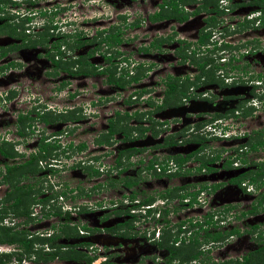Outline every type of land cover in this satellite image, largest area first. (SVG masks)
Returning a JSON list of instances; mask_svg holds the SVG:
<instances>
[{
	"label": "flooded vegetation",
	"instance_id": "1",
	"mask_svg": "<svg viewBox=\"0 0 264 264\" xmlns=\"http://www.w3.org/2000/svg\"><path fill=\"white\" fill-rule=\"evenodd\" d=\"M67 1L68 2L63 3L62 6H60L61 2L59 0H40V2L39 0H9L5 4H3V9L2 11H0V50L6 51L2 55H0L1 74L9 72L10 69L20 70L21 68H23V66L27 65L28 62H31L32 64H30L34 65V70H30V72L40 74L38 76H41L42 79L46 80L45 82L43 81L41 85L45 87L46 84H51V90L55 94L57 92H64V94H68V92L70 91V85H72L73 81H76L77 79L92 81L95 78L101 76L100 78L103 79L100 81L101 83L103 82L106 86H113V83L107 81L108 73L110 74L109 69H113L114 77L118 76L119 74L124 72V60H127L124 56V51L120 48L122 42H124L125 39L123 38V33L121 32L122 30H119L118 27H113V25H102L97 26L92 30V32H90L89 30H87V28H79V26L70 27L76 22L73 20V23L71 24V21L68 20V17H64V24H61L62 21L53 22V19L56 16L59 17L64 13H68L70 6H72L71 2L73 0ZM84 1H91L95 3L93 0H76L74 3V7L80 9V7L83 6L82 2ZM127 1L129 3V6H131V11L124 10V15L118 17L122 21H124L125 26H128L129 28L133 27V30H131L132 33L138 32L135 31V27L137 28L140 25V21H138V17L140 16L139 13L133 8L136 7L134 3L135 0ZM131 2L133 4H131ZM164 2V0H157V2L155 3L156 9L152 10V12H148L145 15V20L148 23L156 25L160 21L170 20H172L173 22L175 21L176 23H182L187 21L190 17L200 16L199 25L195 30V39L193 41L187 40L184 37L177 35V33L170 29L169 32H159L157 36L148 39L149 41L138 43V47H136L135 49L140 53H144L150 49L160 51L163 47L169 46L171 47V53L175 56L176 59H178V63H186L187 66H191V70L193 71V73H191L185 69L186 74L184 76H174L172 74H169L171 78L178 77V82L184 81V79L188 81L191 80L192 83L190 85H197L198 87L202 88L209 85L216 86L217 92L216 94L213 92L214 94L212 95V100H216L217 102H212V107L219 108L220 110H216L212 114H210L208 121L210 123H214L212 129L223 128V130L228 135H231L230 139H233L232 144H235V142L236 144L232 147L225 145V143H230L231 141L229 138H223L222 140L218 139L220 140L219 146L208 148L205 144V141H210L216 138L207 139L204 134L207 133L209 135L212 133H210L209 131H205L204 133L201 126L196 127L194 125L193 130L192 128H190V132L188 133L190 136L188 134H185L182 138H177V131L170 132V130L168 133V131L166 130L167 128H170V126L172 127L173 124H177V120H174L172 125H168L167 120H157L153 118V113L157 111L168 110L172 106L170 105V102L171 104H173L172 99L169 98L167 100L168 105H163L164 83L162 82V79L165 78V75L168 74L167 73L161 77L162 79L160 78L163 87L161 92L162 96L157 99L152 98L150 95H148L149 93L137 96L133 93L134 87H127V89L130 91L126 90L129 92V94L125 98L121 99L123 105L124 101L129 104L140 99V102L143 104V106L141 107L142 109L140 110V108H134L131 111L120 109L109 112V116L105 118V126L103 127V131H100V134H93L91 138V142H93L94 145H100L102 147L103 150L100 149L101 151H97L93 146L91 147V149H87L86 147L80 149H77V147H70V145H74L71 144L70 140L63 141V138L61 137L63 135L61 134L62 132H69L68 134H72L74 132V130L72 131L73 128L76 130L80 129L78 130V133H81L84 130L89 131V134L92 133L94 126L98 123L97 117L93 118V116L97 115L98 110L96 112V109H92L90 105H96L95 107L98 108L97 104L99 103V101H103L106 97V95L102 94L103 92H105L104 90L97 89L93 93L89 92L90 95L88 97L89 100L86 102V107H83L80 103L83 102L84 99L76 100L74 97L70 99L74 102V105L69 104V106H66L65 108L63 107L60 109H56L51 105H47L46 103H39V99L37 98V96H32L31 102L35 104L30 105L28 109H30L31 107H35L34 111H38L39 113H42L43 111L46 114L50 113L52 115L59 116V118L55 119L54 121H48L46 123L39 120H33V122L35 123H28V121H25L23 122V124L17 123V118H15V125L18 127L17 129L15 128V130H19V135L23 133L25 128L27 129V131L29 130V133L27 135L22 134L24 138L29 137L30 135L31 139L34 138L32 136L33 134L31 129H34V125L38 124L39 122L45 123L46 126L56 123H59V125L62 124L65 127V124L70 125L68 131H62L60 130L61 127H58L56 128V130H54L55 136L51 134L47 137H39V139L36 140L37 145L35 146V150L32 155H37V153L40 151V143H54L58 146L51 151L59 150V153L63 155V162L72 158V156H70V149H75L73 151H76L77 149L80 150L83 158L86 159L85 161L93 158V162L95 163V165H86L84 164L85 161L81 160L80 158L76 160L77 164H71V166L68 163L63 166L60 165V167H52L47 169L43 168L42 171H40V168H35L36 171H34V174L28 173V177H26V179L29 178V180H31V176H35L36 174L41 173L40 176L45 179L44 181H47V174H51V176L55 174L58 175L59 172L66 171L67 169L69 171H76L78 170V168L84 170L85 166L90 167L91 170L96 169L97 171L96 175L92 173L89 174V168L87 174L90 177H98L99 175L109 177L112 176L109 175V173L111 172L115 174L114 176H117L119 174L120 181H122L124 176L135 177V175L137 174L136 171L138 170V168H140L139 165L131 166L130 164L126 163L128 165L124 167V153L121 156L119 163H117V160L115 158L118 154V151L127 149L123 147L124 142L136 141L137 139L151 141V139L155 140L157 138L160 141L155 142V144L137 147L141 149V151L137 153H141L144 155V152L146 151L145 154L149 156L150 159L154 158L155 156L167 157L179 155L180 157H183L184 160L182 162L178 163L174 161L178 165V170L175 171L178 175H173L169 178L173 179L175 177H188V182L183 185V189H185L187 193H190L193 188L202 189L203 187H208L209 189L207 192L212 194L213 192L221 190L225 186H232L238 189V192L243 196L240 207L237 206V209L232 211V215H236L235 217L237 218V221L247 219L245 223L243 221L245 227H241V230L235 228L237 230L236 232L228 234L221 241L223 242L231 237H240V239H243L244 236H247V238L249 239L252 238V242L254 243V245L255 243H258L259 246H261L264 244V242H262L263 237H258L262 232L260 230L256 231V229H259V223L256 222L257 215H252L258 208L252 210V206H255V203H251V197L256 196L255 192L260 188L259 186L264 183V180L262 179L263 177H261L262 180L257 179L254 182H250V178L248 176L254 175L256 171L261 170L260 165L264 163V92H262V94L258 97L259 105H256L255 103H249V99L247 100V98H252L253 96L256 97L255 91L261 89L260 85H264V61L255 62L254 60L256 51H264V43H261V41L264 40V0H182L181 2H178L177 7L180 13L186 15L184 19L179 20L178 15L163 16L161 19H150V15L159 11L160 6ZM67 3L68 5L70 3V6L65 5ZM164 7L169 8L165 5ZM170 9L173 10V7L169 8V10ZM80 11L83 15H87L90 20L94 18V16L86 14V12L82 11V8L80 9ZM232 12L238 13V18H235L236 20L233 23L232 20L234 18L233 16L229 15ZM164 13L166 15L168 14L166 12ZM103 17L101 16L98 19L100 21H104L102 20L104 19ZM118 17L116 18V20H119ZM199 34H207V37L205 43L198 46L196 40L198 39ZM130 37L135 38L136 34H130ZM107 38H113V40L118 39L120 41H106ZM151 43L153 44L151 45ZM139 47L141 48V51L139 50ZM143 48H146L147 50L143 51ZM183 51H185V53L187 54L193 55L194 58H199L198 61H200V63L202 64L201 67H198V65L191 63L189 59L181 61L179 54H181ZM93 55H97L100 59L98 58L97 62H95L93 60ZM225 55L228 57H224ZM248 56H251V58L247 59L246 57ZM6 58L9 59L6 60ZM121 63L123 64L118 67V65ZM139 63H142V65H146L148 67L143 70V75L152 67L151 63ZM119 78H122L123 80L124 74H121ZM249 82L252 83L249 84ZM44 83L46 84L44 85ZM93 83L95 84V81H92L91 85H93ZM34 84L37 83L34 82L33 84H31L32 88ZM77 87L79 86H76V88ZM188 88V97L182 96L180 98L182 101L190 97L192 98V95L188 91ZM117 90L124 93V87H118ZM69 95L71 96L72 94ZM108 97H110V95H108ZM147 100H150L152 104H150V102L148 103ZM180 102L177 104V107L181 105L183 106L184 102L181 104ZM208 107L209 106H206V109ZM192 108H194V105H192ZM116 112H118L120 115H124V112H126L128 115H132L130 119L126 120L128 126L141 125L143 127H148L149 121L147 119L148 116L151 115V118L157 121V124L154 126V130H157L156 136H152V132L150 129L145 130L142 136L140 135V133H137V130H131L127 135L128 138L123 139V134L117 131L115 133H112L108 137V139L102 141L104 138V134H106L107 131L108 118H114ZM143 112L146 113L140 116L139 114ZM66 113H73V117H71L70 119H64L63 117H66V115H64ZM219 113L221 114V116L219 115ZM247 113H250L249 119L251 120L247 119ZM33 114L34 112L31 113V115ZM134 114L138 115L135 117ZM223 114L231 115L225 117ZM102 115L103 114L101 112L99 117ZM223 117L231 119L233 121L236 120L237 126H234L235 123L232 122L233 128H229L231 124H229V122H227V124L224 123L222 121ZM131 120L134 122V125H131ZM120 123L124 124V119H122ZM226 125H228V127ZM234 127L236 130L234 129ZM199 132L204 133L203 139L196 140L197 138H199V136H197L198 134H200ZM146 134H148V136H145ZM169 136L172 137V143L164 144V142L168 140ZM187 136H189L190 138ZM2 142L3 141L1 140L0 147L2 145ZM10 142L12 143V149L15 153L14 156L4 157L1 155V153L0 156L6 158L7 160L15 161L14 165L22 164L28 157L24 158V160L22 161L19 160L24 156L20 152L16 151V146L19 144L18 138H11ZM60 143L64 145H61ZM77 144L78 146H84L86 144L85 139L82 138V140H79ZM186 144L189 145H187L183 149H186L187 151L185 150L184 152V150L182 149V151L176 153L177 150H180L179 147ZM112 146H114V150ZM46 149L41 150L40 153L43 155L46 154ZM110 150L113 153V163H110L109 161L104 159L110 154ZM245 154L250 156V159L254 157V159L256 160L247 161L248 159ZM46 158H50L52 163H55L54 161H59L56 160L55 157H49V155H47ZM236 161L237 165L235 166L233 165V162ZM9 165H13V163ZM5 166L3 167V170L6 169ZM98 168H100V170ZM240 168H245V170H243L242 172H238ZM128 171H132L134 174L127 175ZM242 174H247V176L245 175V177H243ZM152 176V174H149L148 176L144 175L141 168L140 174H138V177L136 178V183L131 185L130 187H125L123 184H121L122 188L125 192L130 193L131 191H135L136 194H139L140 191H142V188L138 189L136 187L139 185V183H141V180L143 181L145 178H150ZM196 177H202L204 180H197ZM23 179L25 178L23 177ZM113 179V176L108 178L106 182L108 186L105 187V191L112 189L114 182ZM244 181L252 184L253 190L251 189L250 192L246 193L245 187H243L242 185ZM97 182H99V180ZM180 185L182 186V184ZM91 187L95 188L94 192H97L100 188V184L93 182L88 185L89 189L84 187L85 194L88 191H92ZM244 201H246V205H244ZM110 205L114 207L112 210L118 208L122 209L121 213H124L123 204H120L122 206L121 208L113 203H110ZM229 207L235 208V206L231 205H229ZM107 212L108 210L106 209V213ZM106 217V214L102 216L103 222H105L103 219H105ZM132 220L133 216L131 214L124 213L123 218L118 222H115L113 225ZM113 225L104 227V232H108L106 228L112 227ZM125 227L127 229L133 228L134 230L136 228L127 227V225H125ZM94 229L98 231L99 228ZM100 230H103V228H100ZM240 232L245 233V235H240ZM121 235L124 234L121 233ZM128 239L129 240L125 241L124 243L123 237V243H121L120 245L118 244L117 246L108 247L105 251L108 257L110 258L112 254H117L113 251L116 250L119 252V248L121 245H123L124 250L126 248H124V245L126 243L128 245V243L132 242V239ZM173 239L171 238L170 243L175 246L177 240ZM221 241L215 242L216 244H212V242L201 243L200 248H209L211 250L212 246L217 245V243ZM150 242H153L158 249H162V251L165 252L164 255H166L167 252L165 248H159L154 240ZM204 245L205 247H203ZM110 248L113 249L111 250V252L109 251ZM257 248L251 249L249 250V252H245L244 254H242V256L239 257V260L241 259V257L247 256L251 252L253 253ZM209 249L207 253H209ZM192 261L196 262L195 260ZM222 261H228V259Z\"/></svg>",
	"mask_w": 264,
	"mask_h": 264
},
{
	"label": "rangeland",
	"instance_id": "2",
	"mask_svg": "<svg viewBox=\"0 0 264 264\" xmlns=\"http://www.w3.org/2000/svg\"><path fill=\"white\" fill-rule=\"evenodd\" d=\"M59 1L61 2L60 6H62L63 3L68 2L67 0H59ZM73 1L71 2L72 6H70V3L69 5L68 3L65 4L67 6H70L68 13H64L59 17L56 16L53 19V22L55 21L63 22L65 19L64 17H68V20L71 21L74 20L76 22L70 27L79 26V28H87V30H89L90 32H92V30L97 26H102V25L104 26L113 25V27H118L119 30L120 29L122 30L121 32L123 33V38H125L120 48L121 50L124 51V56L127 59L126 61L128 64L127 66L130 67L135 62H143L144 64L151 63L152 65L151 69L145 72L137 83H132V84L130 83L126 87L128 88L145 87L149 91L148 95H150L154 99H157L160 96H162L161 92L163 87H162V82L160 80L162 79L161 77L164 76V74L168 73L174 76L176 75L184 76L186 74V70L193 73V71L191 70V66H187L186 63L184 64L178 63V59H176L175 56L171 53V47L169 46L163 47L162 50L160 51L150 49L144 53L138 52L135 48L138 47V43L149 41L148 39L157 36L159 32H169L170 29L173 30L175 33H177V35L182 36L187 40L193 41L195 39L194 38L195 30L199 25L200 16L190 17L187 21L182 23H176L175 21L173 22L172 20H170V21H160L158 24L154 25L152 23H148L145 20V15L148 12L150 11L152 12V10L156 9L155 3L157 2V0H135L134 3L136 7L133 8L139 13L140 17H138V21H140L139 22L140 25L139 27H137L138 29L135 27V31L138 32H134L136 34V37L133 38L130 37V34H134L131 32V30H133L132 29L133 27L129 28L128 26H125L124 21H122L118 17L124 15V10L131 11V6H129L127 0H93L95 3L91 1L82 2L83 6L80 7V9L82 8V11L86 12V14L94 16V18L91 20L87 17V15H83L79 8L74 7V3L76 0ZM131 4L133 3L131 2ZM67 6H63V7H67ZM229 15L233 16L234 18L232 20V23L235 22V20L238 18L237 16L238 13L236 12H232ZM101 16L102 17L104 16L103 17L104 19L101 18L104 21H100L98 19ZM117 17L119 18V20L118 19L116 20ZM263 41H261V43H264ZM258 51H256V54L254 56L255 62L264 61V51L263 50H258ZM228 56H229V52H228ZM228 56L225 55L224 57H228ZM9 58H6V60H8ZM93 58H94L93 60L97 62L99 57L97 55H93ZM246 58L247 59L251 58V56H248ZM30 63L31 62H28L27 65L23 66V68H21L20 70L10 69L9 72H5L4 74L0 73V95L2 97V99L0 97V142L1 140L7 141V140H11V138L17 137L15 134V128L16 129L18 128L15 125L16 115L20 112H24L28 110L30 105L35 104L31 102L32 96H37V98L39 99L38 101L39 103H46L47 105H51L56 109H60L63 107L65 108L66 106H69V104L74 105V102L70 100L74 97L76 100L84 99V101L80 103L82 104L83 107H86V102L89 100L88 98L90 95L89 92L93 93L97 89L104 90L105 92H103L102 94L106 95V97L104 98L103 101L102 100L99 101V103L97 104L98 108L95 107L96 105L94 106L92 104L90 105L92 109L94 110L96 109V112L98 110L97 115L93 116V118L97 117L98 123L94 126L92 133L89 134L90 132L87 130L78 133V130L80 129L76 130L73 128L72 131L74 130V132L72 134H68L69 132L68 133L62 132L61 134L63 135L61 136L63 138L62 139L63 141L70 140L71 144L74 145V146L70 145V147L76 148L78 146L77 142L79 140H82V138H84L86 143L84 147H86L87 149L89 148L91 149V147L93 146L97 151H101L103 149L100 145H94L93 142H91L92 140L91 138L93 134L95 133L100 134V131L101 132L103 131V127L105 126V118L109 116L108 114L110 111L120 110V109L131 111L134 108H140V110L142 109L141 107L143 106V104L140 102V99L137 100L136 102L129 104L124 101V105H123L121 99L125 98L129 94L128 91L130 90L125 89L124 93H122L121 91L119 92L117 90L118 87L114 85L106 86L103 82L102 83L100 82L101 80H103L100 78L101 76L92 80L95 81L96 86L94 83L93 85H91L92 84L91 80L77 79L76 81H73L72 85H70V91L68 92V94L66 93L64 94V92H60V93L57 92L55 94L51 90L52 89L51 84L44 83V85L46 84L45 87L41 85L43 81L45 82L46 80L42 79L41 76L39 77L38 75L40 74H37L35 72H30V70H34L33 68L34 65H31L32 63L31 64ZM122 64L123 63L119 64L118 67ZM34 82H36L37 84H34L32 88L31 84H33ZM251 83L252 82H249V84ZM76 86L79 87L76 88ZM260 86L261 89L255 91L256 97L253 96L252 98H247V100L249 99V103H255L256 105H259L258 97L259 95L262 94V92H264V85H260ZM188 91L191 93L192 98L190 97L188 99H185L184 101H182L178 97L174 98L173 105L168 110L157 111L153 113V118L157 120H161V119L167 120L168 125L169 124L172 125L173 121L177 120L178 122L177 124H173L172 127L170 126V128L166 129L168 133L170 130H171L170 132L177 131V138H182L185 134H188L190 132V128H192L193 130L194 125L197 127L201 126L203 130L205 126H209V129L208 130L205 129L204 132L207 130V132L209 131L212 134L208 135L207 133L204 134L199 132L200 133L199 135L200 136L205 135L207 139L215 138V136L218 135L219 129L216 128L212 129L213 126L212 124L214 123L213 122L210 123L208 119L210 114H212L216 110L217 111L220 110L219 108L212 107V102L214 101L217 102L216 100L214 101L212 100V95L214 93L216 94L217 92L216 86L209 85L207 87L202 88V87H198L197 85L196 86L190 85ZM4 92L6 94L7 92H9L8 95L11 96V99L9 100L4 99L3 97L6 96ZM69 94L72 95L70 96ZM108 95H110V97H108ZM179 102L180 104L184 102L183 106L181 105L177 107L176 104H178ZM192 105H194V108H192ZM206 106L209 107L206 109ZM101 112L103 115L99 117ZM247 114H248L246 116L247 119L251 120L249 119L250 113ZM219 115L221 116L220 113ZM223 115L225 117H228L231 114H223ZM225 117L222 118V121L226 124L227 122H229V124H231L229 128H233L232 122L235 123L234 126H237L236 120L233 121ZM130 123L131 125H134V122L132 120L130 121ZM65 125L66 127L62 124L59 125V123L49 126H46V124L42 122L35 124L33 127L34 129H31L33 134L32 136L34 138L31 139L30 137L31 135L29 137H25L26 140L22 139V141L16 146L17 149L20 150V152H23L25 154L24 157L20 158L19 160L20 161L24 160V158H26V154L29 151L34 150L35 146L37 145L36 140H38L39 137L42 136L47 137L50 136L51 134L54 135L55 134L54 130H56V128L58 127H61L60 130L62 131H68L70 125L67 124ZM226 126L228 127V125ZM178 128H180L181 130ZM224 132L225 131L223 130L222 133ZM28 133L29 130L27 131V129L24 128L22 134L27 135ZM22 134L18 136L20 139L24 137ZM145 136H148V134H146ZM228 138L230 139V137L224 139H228ZM219 139L222 140L221 138ZM220 140L212 139L210 141H205V144L207 145L208 148H211L213 146H219ZM151 141H153V139H151ZM230 141H231L230 143H225V145L232 147L236 144V142L235 144L234 143L232 144L233 139H230ZM153 144H155V142H153ZM189 144L182 146L180 145L181 147L178 146L180 150H177L176 153L182 151V149ZM1 146L3 148H7L6 145L5 146L1 145ZM112 148L114 150V146H112ZM73 150L75 149H70V156H72V158L66 160L65 162H63L64 160L62 158L63 155L59 153V150L51 151L49 153V157H55L56 160H59V161H54L55 162L54 167H60V165L63 166L68 163L70 164V166L71 164L75 165L77 164V162L75 163V160H78L80 158L81 160L84 161L86 160L83 158V155L80 152V150L77 149L76 151ZM183 150L185 152L186 149ZM109 155L104 159L109 161L110 163H113V153L111 150ZM246 157L248 159L247 161L256 160L254 159V157L250 159V156L248 155H246ZM86 162L87 161H85L84 164H87ZM12 163L14 164L15 161H10L0 156V174L3 173L4 171L3 167L5 165H9ZM126 163L127 162L125 159L124 167L128 165ZM42 165H44L43 161H42ZM93 165H95V163H93ZM86 167L87 166H85L84 170L78 168V170L76 171H69L67 169L68 171L66 170L63 172H59L58 175L55 174L51 176L50 186L49 183L48 182L46 183L44 181L45 179L40 176L41 173H38L35 176H31L32 177L31 180H29V178L27 179L21 178L18 184L34 183L33 184L34 187L39 189V194H38L39 197L46 194H51L52 198L49 200V203L48 201H46L44 205L39 204V206L43 205V207L39 209L37 207V203H34L33 205L31 204L29 205L28 207L29 211L33 212L34 211L33 208H35V210H38V212L35 214V219L33 221L31 220V222L28 223H21L23 220L22 215L19 214L16 215L12 211H8L4 215V218H2L1 224L12 226L14 228L13 230L25 229L27 232L26 234L28 236L47 234L48 232H50V229L52 228L51 225L55 222L58 224L67 221L68 225L77 224L78 226H80L81 224H86L89 227H94L99 229L93 234L78 237L76 234H74L72 228H70L69 229L70 231L69 230L67 231L68 234L64 235V237L60 236L61 238L59 242L63 244H75L87 240L91 243V246H89V248L90 247L94 248L96 245L99 244L109 247L117 246L118 244L120 245L121 243H123V241L121 240V238H119V234L123 233L124 243L125 241L129 240L128 238L132 239V242L128 243V245L127 243L124 245V248L126 247L124 249L125 252L123 250V245H121L120 248L118 247L120 249L119 252L114 249L115 251L113 252H116L117 254H112L110 257L111 262H113V264H117L119 261H122L124 264H163L164 260L162 259V257L165 254V252L162 251V249L161 250L158 249L153 242L146 240L142 236V233L145 234V232L148 229H150V227L153 225L151 223V220H146L145 223L142 222L139 224V229L137 230V232L139 233H134L133 230H131L130 228L127 229L125 225L124 227L113 225L115 222H118L120 219H122L124 215V213H121L122 209L117 208L112 210L114 207L110 205V203H113L117 205L119 208L122 207L119 203V199L121 198V196L124 195L125 191L122 188L121 185L122 183L120 181L119 174L117 176H114L115 175L114 173L112 172L109 173V175H112L114 177L113 187L112 189L105 191V187L108 186L106 182L108 178L112 176L105 177L99 175L100 177L99 176L90 177L87 174L88 170L86 169ZM35 168L37 169L40 168V171L43 170V167H41L38 164V162ZM128 174L133 175L134 173L132 171H128L127 175ZM196 178L197 180H204L202 177H196ZM188 179L189 178L186 176L183 178L175 177L173 179L166 177L152 176L150 178H145L143 181L141 180V183H139V185L136 188L138 189L142 188L145 194L153 195L155 197L154 199H156L159 197L158 193L161 192L163 189L167 190L175 186H180V184L184 185L188 182ZM257 179L262 180L264 179V176L262 179L261 178H257ZM98 180L99 182H97ZM31 181L33 183H31ZM93 182L100 184V188L98 189L97 192H94L95 188L91 187L93 192L88 191L86 195L84 187L88 188V185ZM259 187L260 188L258 192L262 193L264 190V183H262ZM9 189H10V185H8V183L0 182V198ZM173 193L176 194L175 192ZM60 194L63 196L62 200L58 199V195ZM138 196L142 197V195H138ZM174 196L175 195H173V197L171 198H168L167 204L169 206H166L165 208V210H168L167 214H162V212L160 213V217L162 218V221L166 222V224L162 225V228L160 229V233H161L160 238L168 244L170 243L171 238L174 236V233L176 234V232L179 236L181 237L184 236L185 237L184 241L186 242L188 236H192L193 232H195L197 228L191 226L190 224L191 222L188 221L189 220L193 221V219L195 218L199 219V221H203L206 217V214H211L212 221H217V224H215V226L211 224L204 225L205 228H207V230L209 231L210 230L213 231L217 229L228 230L230 228H238V230H241V227H245L244 223L247 221V219L242 221L240 220L237 221V218L235 217L236 215L235 216L232 215L233 214L232 211L237 209V206L240 207L243 198L241 193L238 192V189L232 186L231 187L225 186L221 190L213 192L211 194V198L208 200L209 204L205 209H203L200 206L198 209H194L191 211L180 209V206L178 205L179 203L174 201L177 197ZM258 199L259 197L257 195L255 197H251V201H252L251 203H256ZM244 202H245L244 205H246V201ZM72 205L76 207H79L81 205L86 209V211L80 212L79 214H75L73 213V211H71L69 217L65 218V220L63 219L62 215L56 217L54 214L51 213L52 210L57 208H60L61 210L64 209L68 210L72 207ZM229 205L235 206V208H230ZM62 207H64V209H62ZM256 208L258 209L252 215L254 214L257 215L256 222L259 223L258 225L259 229H256V231L260 230L262 232L261 233V236L263 237L262 242H264V206L256 205ZM106 209L108 210L107 213H106ZM102 214L103 215L106 214L107 216L105 219H103L105 222L102 221V216H103ZM163 216L165 217L163 218ZM180 223L183 224L182 227L183 226L185 227L184 229L185 231L183 233H180V230L182 229H178ZM109 225H113L111 227L112 229L110 230V232L109 231L104 232V227ZM100 228H103V230H100ZM240 235L243 236L245 235V233L240 232ZM184 245L185 243H183L182 247L184 250H186L188 247ZM3 246H4L3 250L5 251L11 250L12 247H14V245H7V244H3ZM34 246L38 247L37 244H35ZM258 246H259L258 243H255L254 245V243L252 242V238L249 239L247 238V236L246 237L244 236L243 239H240V237L238 238L231 237L228 238V240H225L223 242L222 241L218 242L217 245L212 246L211 247L212 249L211 250L209 249L210 250L209 253L205 255L202 261H196L195 263H191V261H184L182 262V264H222V263L228 264L227 261H222V260L228 259L234 261L235 259H239V257L242 256V254H244L245 252H249V250L255 249ZM203 247H205V245ZM111 250L113 249L110 248L109 251L111 252ZM257 259L258 257L252 254L251 263H256ZM98 262L99 260L96 259L92 263L96 264ZM176 262L177 261L175 259L170 264H174ZM12 264H84V263L64 262L59 260H53L48 263H41V262H33L32 257H29V258L21 259L19 263H16V259H12Z\"/></svg>",
	"mask_w": 264,
	"mask_h": 264
},
{
	"label": "trees",
	"instance_id": "3",
	"mask_svg": "<svg viewBox=\"0 0 264 264\" xmlns=\"http://www.w3.org/2000/svg\"><path fill=\"white\" fill-rule=\"evenodd\" d=\"M9 0H0V11L3 9V4L8 2ZM165 2L160 6V10L153 13L150 15V19H161L163 16H174L178 15V19L182 20L186 17L185 14H182L178 10V2H181L182 0H164ZM168 6L169 8L173 7V10H169V8L164 7ZM167 8V9H166ZM168 10V12H167ZM176 11V12H175ZM168 13L167 15L164 13ZM178 13V14H175ZM114 34V33H113ZM112 35V34H111ZM110 35V36H111ZM108 37V36H107ZM207 34H199L198 39L196 40L197 45L199 46L200 44L205 43L206 41ZM108 40H113V38H107L106 41ZM114 42H119L120 40L116 39L113 40ZM153 43H151L152 45ZM154 46V45H153ZM139 50L141 51V48L139 47ZM143 51L147 50L146 48L142 49ZM6 50H0V55L5 53ZM179 57L181 61H185L186 59H189V61L193 64L198 65V67H201L200 61H198L199 58H194L193 55L185 53L183 51L181 54H179ZM127 60H124V65L126 64V67H124V72L121 74H124V79L119 78L121 74L118 76L114 77V71L113 69L110 70V74L108 73V78L107 81L110 83H113V85H116L118 87H124V90L127 89L128 84L132 83H137L141 77L143 76V70L145 68H142L141 64H134V66L127 68ZM63 67V66H62ZM147 67V66H146ZM64 68V67H63ZM148 68V67H147ZM164 79V80H163ZM162 79V82L164 83V104L163 105H168V99L171 98L172 101H174V98H181L182 96L188 97L187 94V88L189 85L192 83L191 80H185L178 82L179 78H171L169 74L165 75V78ZM149 91L144 88V87H134L133 93L137 96H140L142 94L148 93ZM9 97L7 96L6 99ZM147 102L152 104L150 100H147ZM127 103V102H126ZM170 105L171 104L170 102ZM177 105V104H176ZM35 107H31L30 109L21 112L20 114L17 115V123L23 124V122L28 121L33 122V120H39L42 122H48V121H54L55 119H58L59 116L52 115L50 113H39L38 111H34ZM31 115V113H33ZM146 112L140 113L139 115H143ZM50 115V116H49ZM63 115V114H62ZM66 117H63L64 119H70L73 117V113H66L64 114ZM135 117L138 114H134ZM132 115H128L126 112H124V115H120L118 112L115 113L114 118H108V123H107V131L106 134H104V138L102 141H105L108 139V137L115 132H121L123 134V139L128 138V133L131 130H137V133H140L142 136L144 131L147 129H150L152 132V136H156L157 130H154V126L157 124V121L151 118V115L148 116V121H149V126L148 127H143L141 125H136V126H128L126 123V120L130 119ZM124 119L125 122L124 124H121L120 121ZM197 127V126H196ZM198 129V128H196ZM199 138L196 140L203 139V136H200L199 134L197 135ZM165 140V139H164ZM172 137L169 136L168 140L164 142V144H170L172 143ZM2 145H6L7 148H3L2 146L0 147V153L4 157H12L14 156V151L12 149V143L11 142H6L3 141ZM46 146V147H45ZM58 145L57 144H43L40 143V151L43 149H46V154H41L40 151L37 153V155H30L29 158H27L22 164L18 165H7L5 166L6 169L2 174H0V182H6L8 185H10V189L6 191L3 196L0 198V245L7 244V245H14L12 247V250H9L7 252H0V264H12V259H16V263H19V261L23 258H29L32 257L33 262H41V263H48L53 260H59V261H64V262H82L84 264H91L94 259L96 258V253L95 249L91 246V243L89 241H83V242H78L75 244H63L59 242L61 237H64V235L68 234V230L72 228L74 231V234H76L78 237L81 236H87L89 234H92L96 231V229L88 227L86 224H81L78 226L77 224H72L68 225V222H62V223H53L51 225L50 232H48L45 235H27L25 229H20V230H13L14 228L12 226L8 225H2L1 220L4 218V215L8 211H12L14 214H19L23 216V220L21 223H28L33 221L35 219V215L31 214V211H29L28 207L32 203H43L51 198V197H40L38 198L39 194V189L34 187V183H25V184H18L20 179L23 177L26 178L28 177V173L34 174L35 170V164L37 161V158H46L47 155L51 152L52 149H55ZM83 145L77 146V149L83 148ZM141 151L140 148L137 147H128L127 149L124 150H119L118 154L116 156V162L119 163L121 156L125 155V157H129L131 154H135L137 152ZM48 152V153H47ZM167 159H172L173 161L176 162H182L184 160L183 157H180L179 155L175 156H167ZM164 160V159H163ZM156 161V158L151 159L148 161V163L142 168H138L136 171L137 174L135 177L132 176H124L121 183L125 187H130L131 185L135 184L137 181L138 174H140L141 168L142 169H149L152 165V162ZM142 161L140 160L139 163ZM90 167H86V169L89 171ZM259 171H256L254 175H249L248 177L250 178V182H254L257 180V178H261L264 176V163L260 165ZM97 174L96 169L90 168L89 174ZM153 176L161 177L162 173H152ZM173 175H178L177 172L174 173H169L165 174L166 178H169ZM247 176V174H245ZM244 174H242L243 177H245ZM13 178V180H12ZM183 185L181 186H175L171 189H163L161 192L158 193V196L161 198H171L173 195L177 197H182L183 195H180L177 193L180 189H183ZM143 191V190H142ZM140 191L139 194H136L135 191L130 192V197L133 198L136 195H142V200L140 203H148L154 200L153 195H148L145 194L144 191ZM175 192L176 194H174ZM51 196V194H50ZM174 196V197H175ZM259 197L258 201L256 202L255 206H252V210L256 209V205H259L263 199H264V191L260 194L257 195ZM74 197V196H72ZM42 205V207H43ZM72 210H61L60 208L52 210V214H54L56 217H59L62 215L63 219L69 217V214L71 211H73L75 214H79L80 212L86 211L84 207L81 205L79 207H76L72 205ZM166 211V210H165ZM182 223V222H181ZM191 226L197 227L196 231L193 232L192 236H189L187 239V242H181L179 246H173L172 243H166L162 239L157 242V246L159 248H165L166 249V255L162 257L163 264H170L171 260H174L175 258L178 260V264H182L184 261H202L207 255L208 249L200 248L201 243H206V242H212L215 243L217 241L223 240L224 237H226L228 234L234 233L237 230L235 228H230L228 230L225 229H217L213 231L207 230L205 228V224L207 225H213L217 224V221H212V216L211 214H206V217L203 221H198L194 223H190ZM75 225V226H74ZM118 226H123L127 225L128 226V221L127 222H122L120 224H117ZM182 224H179L178 229H181L180 226ZM78 227V228H76ZM112 228H106L110 232ZM70 231V230H69ZM81 231V232H80ZM70 233V232H69ZM73 233V232H72ZM61 236V237H60ZM260 234L259 237L260 238ZM173 239V238H172ZM177 239V238H174ZM173 239V240H174ZM262 241V240H261ZM183 243H185L184 246L188 247L186 250L183 249ZM35 244L38 245L34 246ZM45 247V249H44ZM252 253V252H251ZM249 253L247 256L241 257V259H235L233 260H228V264H262L264 263V244L259 246L252 254L255 253V255L258 257L256 263H251V258L252 254ZM207 257V256H206ZM99 264H113L111 261L106 259L105 261L100 262ZM224 264V263H222Z\"/></svg>",
	"mask_w": 264,
	"mask_h": 264
},
{
	"label": "built area",
	"instance_id": "4",
	"mask_svg": "<svg viewBox=\"0 0 264 264\" xmlns=\"http://www.w3.org/2000/svg\"><path fill=\"white\" fill-rule=\"evenodd\" d=\"M4 94H5V92H4ZM205 129L208 130L209 126H205L204 130ZM204 130L202 128V131H204ZM227 135H228L227 133H222V132L220 133L218 131L217 136L219 138L220 137L225 138V137H227ZM145 152H144V155L141 153L140 154L135 153V154L129 155L128 158L124 156V161L126 159V162L128 164H130L131 166L139 165V167L143 168L148 163V161L151 160L150 157L145 154ZM154 158H156V161L152 162V165L149 169H142V173L144 175L148 176L149 174L156 172V173L164 174V175H162V177H165V174L174 173L175 171L178 170V165L172 159H170V158L167 159L166 157H158V156H155ZM140 160L142 161L141 163H139ZM88 162H92V160L88 159V161L86 163L88 164ZM38 164L41 167H43L44 169L48 168V167L45 168L46 166L54 167V163H50V164L44 163V165H42V161H40V160L38 161ZM233 165L236 166L237 161L233 162ZM98 169L100 170V168H98ZM46 180L51 185V174H47ZM242 185H243V187H245L246 193L250 192L251 189L253 190L252 184H249L247 181H244V183H242ZM208 189H209L208 187H203L202 189L193 188L190 193L185 194L182 197L181 196L177 197L174 201L179 203L178 205L180 206V209H185L187 211L198 209L199 206L202 207L203 209H205V208H207V205L209 204L208 200L211 198V194L209 192H207ZM258 191H259V189L256 190L255 195H258L261 193ZM178 193L180 195H183L184 193H187V191L185 189H182V190H179ZM126 194H127V192H126ZM47 195L49 196V194H46L45 196H47ZM51 198H49L47 200L48 203H49V200ZM62 198H63V196L61 194L58 195V199L62 200ZM139 201L140 200L137 197H135L133 199H129L127 196L124 197L122 199V202L124 203V210L127 211V214H131V215H133V217H135V218H133L132 222L134 225H136L137 229H139V224L141 222L145 223L146 220H151V223L153 225L150 227V230L154 229V236L159 235V233H160L159 229L161 228L162 225L166 224V222L162 221V218L160 217V213L162 212V214H167L168 210L165 211V208H166V206H169L167 204L168 199L158 197V198H156L153 201L148 202V203H140ZM259 205L264 206V199ZM37 207H38V209L41 207V206H39V203L37 204ZM62 209H64V207H62ZM33 210L34 211L31 212V214L35 215L38 212V210H35V208ZM68 210H71V208ZM164 217L165 216H163V218ZM196 221H199V219L195 218V219H193V221L189 220L188 222L194 223ZM100 258L104 259L103 256Z\"/></svg>",
	"mask_w": 264,
	"mask_h": 264
},
{
	"label": "clouds",
	"instance_id": "5",
	"mask_svg": "<svg viewBox=\"0 0 264 264\" xmlns=\"http://www.w3.org/2000/svg\"><path fill=\"white\" fill-rule=\"evenodd\" d=\"M27 14V13H26ZM71 21V20H70ZM65 22H62L61 24H64ZM73 22L71 21V24H72ZM139 62H135V63H133L130 67H132V66H134V64H138ZM139 64H141L142 65V63H139ZM128 65V64H127ZM124 67H126V65L124 66ZM130 67H128L127 66V68H130ZM142 68H146V65H142ZM145 88V87H144ZM8 93L9 92H7V94L5 93V95L6 96H4L3 98L4 99H6V97L8 96L9 98L8 99H6V100H9V99H11V96H9L8 95ZM1 97V96H0ZM1 99H2V97H1ZM213 125V124H212ZM207 131V130H206ZM220 133L223 131V128L222 129H219L218 130ZM205 133V132H204ZM224 133H226V132H224ZM15 134H16V136H17V138H18V143H20L21 141H22V139H25L24 137L23 138H19L18 137V135H19V133H18V131H16L15 130ZM227 137H231V135H227ZM227 137H225V138H227ZM215 138L216 139H219V137L218 136H215ZM221 138V137H220ZM20 139V140H19ZM221 139H223V138H221ZM2 141H6V140H2ZM11 140H7L6 142H10ZM125 143V142H124ZM35 150V149H34ZM34 150H32V151H29L27 154H26V158L28 157L29 158V156L31 155V154H33L34 153ZM16 151L17 152H20V151H18L17 149H16ZM21 154H23V156L25 155L23 152H20ZM91 159V158H90ZM43 161L45 164H50V163H52V161L50 160V158H39L37 161H36V164L35 165H37V162L38 161ZM92 160V162H88V164H86V165H91V166H94L93 165V158L91 159ZM77 161L75 160V163H76ZM52 168V167H50V166H46L45 168ZM162 177V176H161ZM46 183H47V181H45ZM49 186H50V184H49ZM128 197L129 199H133V198H135V197H137V198H139V202H141V200H142V197H139L138 195H136L135 197H133V198H131L130 197V193L129 192H127V194H126V192H124V195L123 196H121V198L119 199V203L120 204H123L124 205V203L122 202V199L124 198V197ZM40 197H52V195L50 196V194H49V196L47 195V196H45V195H43V196H40ZM175 197H177V196H175ZM168 199V198H167ZM34 204V203H33ZM32 204V205H33ZM38 204V203H37ZM39 204H43V203H39ZM140 204V203H139ZM40 208H42V205H41V207ZM34 209V208H33ZM87 210H89V209H87ZM124 213H127V211H125L124 210ZM133 216V215H132ZM133 218H135V217H133ZM142 223V222H141ZM181 224V223H180ZM127 227H136V225H134L133 224V222L132 221H128V226ZM161 228H162V226H161ZM160 228V229H161ZM180 228L182 229V230H180V233H183L185 230V227H182V225L180 226ZM131 230H133L134 231V233H139V232H137V228H135V230L133 229V228H130ZM159 229V230H160ZM140 233H142V232H140ZM160 234L161 233H159V235H157V236H154V229H152V230H150V229H148L146 232H145V234L144 233H142V236H143V238H145L146 240H148V241H155V243H157V242H159L160 240H161V238H160ZM138 235V234H137ZM121 236H123L124 237V235H121V234H119V238H121V240L123 239V237H121ZM189 237V236H188ZM172 238H177L176 240H177V244L175 245V246H178L179 245V243H181V242H183L184 240H185V237L184 236H179L178 234H177V232H176V234L174 233V236L172 237ZM185 242V241H184ZM187 242V241H186ZM3 245H0V252H7V251H9V250H7V251H5V250H3ZM109 246H103V245H96L95 247H94V249H95V253H96V258L94 259V261L97 259V260H99V262L98 263H96V264H99L100 262H102V261H105L106 259H108L109 261H111V259L108 257V255H107V253L105 252L106 251V249L108 248ZM12 250V249H11ZM104 257V259H101L100 257ZM176 259V258H175ZM174 259V260H175ZM172 261L173 260H171V262L170 263H172ZM176 263H174V264H178L179 262H178V260L176 259ZM113 263V262H112ZM191 263H195V262H193L192 260H191ZM91 264H94V263H91ZM117 264H124L122 261H119Z\"/></svg>",
	"mask_w": 264,
	"mask_h": 264
},
{
	"label": "water",
	"instance_id": "6",
	"mask_svg": "<svg viewBox=\"0 0 264 264\" xmlns=\"http://www.w3.org/2000/svg\"><path fill=\"white\" fill-rule=\"evenodd\" d=\"M159 139L153 140V141H146V140H136V141H129V142H125L124 143V148H128V147H140V146H144V145H149V144H153V142H159ZM245 169H239L238 172H242ZM237 173V172H236Z\"/></svg>",
	"mask_w": 264,
	"mask_h": 264
}]
</instances>
